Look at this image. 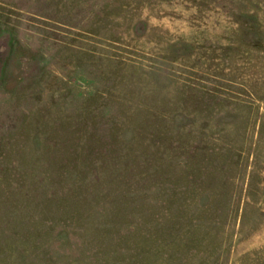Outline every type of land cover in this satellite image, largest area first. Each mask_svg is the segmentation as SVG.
<instances>
[{
	"label": "rangeland",
	"instance_id": "rangeland-1",
	"mask_svg": "<svg viewBox=\"0 0 264 264\" xmlns=\"http://www.w3.org/2000/svg\"><path fill=\"white\" fill-rule=\"evenodd\" d=\"M0 264H264V0H0Z\"/></svg>",
	"mask_w": 264,
	"mask_h": 264
}]
</instances>
